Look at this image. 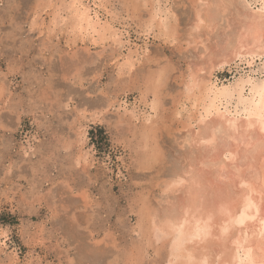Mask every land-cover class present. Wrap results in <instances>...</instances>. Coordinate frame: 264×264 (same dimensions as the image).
<instances>
[{"label":"rangeland","instance_id":"rangeland-1","mask_svg":"<svg viewBox=\"0 0 264 264\" xmlns=\"http://www.w3.org/2000/svg\"><path fill=\"white\" fill-rule=\"evenodd\" d=\"M72 1L0 0V264H167L168 238L154 239L147 211L177 214L189 198L170 181L191 157L213 156L195 143L205 123L217 122L228 159L223 117L200 120L185 84L212 64L220 85L264 76L262 58L248 56L249 68L232 49L264 0H156L174 37L150 22L154 0H84L92 14L102 4L107 34L72 28Z\"/></svg>","mask_w":264,"mask_h":264},{"label":"bare ground","instance_id":"bare-ground-1","mask_svg":"<svg viewBox=\"0 0 264 264\" xmlns=\"http://www.w3.org/2000/svg\"><path fill=\"white\" fill-rule=\"evenodd\" d=\"M53 1L51 0L52 3ZM157 1L152 2L153 12L150 22L157 23L163 31L172 36L173 26L168 21V16H164L165 12L157 8L161 6V4L156 5V3H161L160 0ZM209 3L207 4L209 5ZM101 5L100 3V8ZM67 8L69 10L66 11H72V28L74 26L80 32L98 31L97 26H100L99 30L102 33L112 32L116 28L107 16L109 20L104 19L105 21L102 22L99 7L98 9L94 8L95 15L92 14V7L88 6L84 0H73ZM260 9L262 10L245 19L243 22L244 33L239 34L237 41L232 44L234 61L238 58L242 62L246 58L249 68L254 67L255 60H248V56L262 58L261 66L264 68V1ZM66 11L64 10V12ZM198 15L200 16V14ZM53 19L58 18L53 17ZM211 19H214V16ZM175 26L177 27V25ZM119 31L118 29L116 32L119 33ZM121 39L118 36L117 42ZM126 43L128 44V41ZM227 61L225 59L217 64L223 65ZM131 62L128 59L125 63L130 67ZM215 66L216 64L211 65L209 78L201 77L198 72H195V75L193 74L185 84V90L187 99H193L198 117H201L200 120L204 122V118L214 114L215 111L223 117L221 127L225 128L229 138L228 146L224 152L228 159L226 162H222L219 156V152L222 151L221 147L224 146V140L218 136L215 128L217 122L205 123L204 131L199 133L200 136L197 140L195 139V143L201 142L204 143L202 145L210 146L213 156L205 159L191 157L192 163L187 164L188 167L180 172H174L177 173L176 178L170 181L174 186L180 185L183 189L188 188L189 198L176 205V207L181 205L177 214L171 213L165 217L158 213L152 215L149 213L150 211H147V209L150 210L149 206L146 211L150 218L154 239L163 241L162 239L165 237L168 238L167 264H264V76L253 78L252 74L244 72L234 83L220 85L213 80ZM202 69L204 68H199L198 71ZM159 86L160 84L153 90L156 97L159 93ZM246 86H249V91L245 95ZM235 96L238 97V100L235 108L232 109L229 104L234 98L236 99ZM157 101L154 99L153 107L157 106ZM223 108L224 111H221ZM151 126L145 125L143 128L144 137L142 138L147 141L146 145L156 136L152 131L154 128ZM157 154L156 152L147 154L143 162L154 161ZM197 161L202 164V169L199 167L198 170L196 169ZM143 162L141 160V163ZM156 211L158 212V210ZM141 232L144 233V231ZM209 244L215 245L216 248L207 253L206 247Z\"/></svg>","mask_w":264,"mask_h":264}]
</instances>
